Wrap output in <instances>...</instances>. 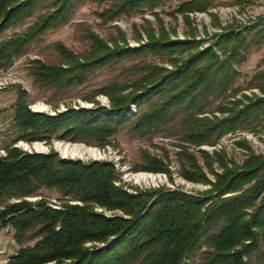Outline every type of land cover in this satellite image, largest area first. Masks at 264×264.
I'll return each instance as SVG.
<instances>
[{"label": "trees", "instance_id": "16d2710c", "mask_svg": "<svg viewBox=\"0 0 264 264\" xmlns=\"http://www.w3.org/2000/svg\"><path fill=\"white\" fill-rule=\"evenodd\" d=\"M84 1L0 0V32L35 17L26 33L0 41V69L29 42L68 23ZM89 1L101 7L95 12L100 24L149 13L157 29H144L146 40L132 46L120 28L107 41L78 23L80 53L59 40L47 44L52 57L31 61L29 69L33 84L54 100L97 72L114 73L105 85L81 95L92 107L67 106L54 115L32 111L28 92L17 85L11 105L19 131L15 142L56 139L103 147L119 133L144 139L171 135L180 142V174L210 188L196 194L164 186L131 192L115 184L119 173L111 162L63 159L54 150L29 153L10 142L0 156V227L12 228L18 249L7 264H185L190 257L193 264H247L264 254V155L255 154L245 139L235 141L247 150L241 164L223 151L213 157L202 151L212 181L188 150L255 125L264 130V68L248 81L263 96L237 98L235 87L238 66L264 43V14L242 29L227 25L204 45L209 38H197L190 14L206 12L217 22L209 12L213 0H178L171 11L163 9L171 0ZM162 12L176 21L182 16L190 29L183 38L172 37L176 27L166 28ZM135 38L142 39L138 29ZM101 94L108 106L95 98ZM217 99L215 110L226 115L205 114ZM140 158L135 170L168 172L167 164L147 151ZM43 189L56 193L59 208L49 204ZM34 195L40 198L25 199ZM95 206L120 214L106 216Z\"/></svg>", "mask_w": 264, "mask_h": 264}, {"label": "rangeland", "instance_id": "374dc122", "mask_svg": "<svg viewBox=\"0 0 264 264\" xmlns=\"http://www.w3.org/2000/svg\"><path fill=\"white\" fill-rule=\"evenodd\" d=\"M177 3L178 0H171L166 3L163 9L171 11ZM213 4L215 6L209 8V12L216 14L217 22L206 12L190 14L192 19L191 27L197 38H209L204 42V45L211 41L214 33L221 32L222 28L227 25H232V27L236 29H242L245 24L256 19L259 15L264 14V0H213ZM99 9H101V7L96 3L85 0L76 9L68 23L49 30L37 40L29 42L25 45L19 55H15L9 60L5 69H0V156L5 155L3 146L10 142H13L14 146L29 153H39V151H36L34 144L40 143L43 144L45 148L42 153L54 150L60 157L61 154L57 151L55 146L56 142L73 145L78 144L95 150L97 149L98 157L86 156L83 159L72 157L73 159H81V161L84 162L93 161L94 159H96L95 161L111 162L119 173V177L116 179L115 184L122 186L127 191L134 192V190L137 189H149L164 186L168 189H179L186 193L196 194L210 188L209 184L185 179L180 174V160L178 155L180 142L175 136L171 135L157 133L149 137V139H144L131 137L125 133H119L103 147L56 139H52L50 142L44 140L32 142L20 140L21 143H25L29 146V148L26 149L19 144L20 141L15 142L14 139L19 134V131L12 123L13 108L11 105L16 97L17 85H20L21 88L28 92L30 99L29 107L32 111L45 112L54 115L57 112L66 110L67 106L75 108L79 106L86 108L92 107L94 104L81 99V95L87 92L91 93L93 90L105 85L106 81L110 79L111 73H114L109 72V70L97 72L88 82H86V84L75 89L73 92L64 94L60 98L54 100L51 98L52 93L50 91L45 92L33 84L29 69L31 61L52 57L53 54L51 52L49 53L45 48L47 44L59 40L66 47L80 53L83 50V42L80 40V36L76 32V25L78 23H85L100 37L107 41L116 36L117 29L120 28L125 33L127 42L132 46L138 45L146 40L144 29L148 27L157 29V23L154 17L149 13L137 14L131 17H121L116 21L100 24L99 19L95 15V12ZM162 18L166 28H170L171 26L176 27L177 36L172 35L174 38H183L184 32L190 30L183 22L181 15H178L176 21L172 16H168L165 12H162ZM34 21L35 17H31L25 19L22 23H17L5 28L0 32V41L19 37L26 33L28 27H30ZM136 29L142 34L141 40L135 38ZM263 58L264 43L255 48L248 55L247 60L238 66L241 76L235 85V87L239 88L236 96L237 98H243V94L250 97L253 95L260 97L263 96L258 88H249L248 86L250 76L259 68H264V64L261 63ZM148 59L156 62L161 61L157 58L153 59L150 56H148ZM167 66L170 67L169 65ZM95 98L101 105L108 106V99L104 95H96ZM219 101L220 99L215 100L211 109L208 110L209 112H206L205 114H215L219 117L225 116L226 114H221L215 110V106ZM39 105H42L43 109H39ZM130 108L132 110L136 109L135 105L132 103L130 104ZM239 139H245L255 154L264 155V130L261 127V124L255 125L252 130H238L234 134L228 133L221 137L215 145H209L206 143H202L198 146L189 145L188 150L196 156L197 163L202 167L206 176L213 181L214 176L209 170H207L206 159L202 151L208 153L212 157L214 156L215 151H223L225 152L227 159H230L237 164H241L246 158L247 150L235 143V141ZM143 151H147L151 155L164 161L167 164L168 172L135 170L134 164L141 162L140 154ZM213 167L217 172L221 171L216 161H213ZM138 174L153 175L154 182L152 180L144 182L138 178L135 179L134 177ZM41 194L48 199L50 202L49 204L53 208H59L58 205H60L61 202L57 200L55 192L43 189ZM39 198L38 195L25 197V199L29 201H35ZM13 201L18 200L13 199ZM69 202L72 204H80L79 201L74 200ZM94 210L103 213L106 216L120 214L117 210H107L100 206H95ZM215 227V225L210 226L208 229L213 230ZM12 233L13 230L10 226L0 227V264H7L8 257L18 249V246L12 237ZM85 245L90 246L91 243L87 242ZM200 249H198L195 254H198ZM194 261L195 257H190L186 259L185 264H193ZM51 263L52 262H48L45 264ZM247 264H264V254H258L257 258L254 256L250 261L248 258Z\"/></svg>", "mask_w": 264, "mask_h": 264}, {"label": "bare ground", "instance_id": "6f19581e", "mask_svg": "<svg viewBox=\"0 0 264 264\" xmlns=\"http://www.w3.org/2000/svg\"><path fill=\"white\" fill-rule=\"evenodd\" d=\"M39 109H43L42 105H39ZM23 144V145H22ZM21 146L23 148L28 149L29 146L25 143H21ZM57 151L61 154V156L65 157H78V158H85L86 156H96L98 157L97 149L88 148L84 145H73L68 143H55ZM34 147L38 151H44L45 148L43 144L35 143ZM135 179H140L141 181L148 182L149 180H152L154 182V176L148 175V174H138L134 177Z\"/></svg>", "mask_w": 264, "mask_h": 264}, {"label": "water", "instance_id": "95a60500", "mask_svg": "<svg viewBox=\"0 0 264 264\" xmlns=\"http://www.w3.org/2000/svg\"><path fill=\"white\" fill-rule=\"evenodd\" d=\"M19 144H21V141L19 142ZM36 151H38V150H36ZM39 153H42V151H39ZM61 158H63V159H73L72 157L71 158H67L65 156H61ZM79 160H81V159H79ZM94 160H96V159H94Z\"/></svg>", "mask_w": 264, "mask_h": 264}, {"label": "built area", "instance_id": "2783aa9c", "mask_svg": "<svg viewBox=\"0 0 264 264\" xmlns=\"http://www.w3.org/2000/svg\"><path fill=\"white\" fill-rule=\"evenodd\" d=\"M132 192V191H131Z\"/></svg>", "mask_w": 264, "mask_h": 264}]
</instances>
